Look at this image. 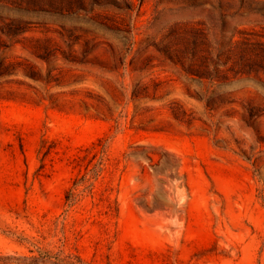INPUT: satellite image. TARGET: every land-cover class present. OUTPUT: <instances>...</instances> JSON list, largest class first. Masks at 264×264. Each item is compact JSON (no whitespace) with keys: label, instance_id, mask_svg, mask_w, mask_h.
<instances>
[{"label":"rangeland","instance_id":"1","mask_svg":"<svg viewBox=\"0 0 264 264\" xmlns=\"http://www.w3.org/2000/svg\"><path fill=\"white\" fill-rule=\"evenodd\" d=\"M262 47L264 0H0V264H264Z\"/></svg>","mask_w":264,"mask_h":264},{"label":"trees","instance_id":"2","mask_svg":"<svg viewBox=\"0 0 264 264\" xmlns=\"http://www.w3.org/2000/svg\"><path fill=\"white\" fill-rule=\"evenodd\" d=\"M208 41V37L206 34L202 35H195L192 37L190 45L194 48V54L196 55V50L199 47V42L201 41ZM262 56L264 62V47H262ZM216 63L214 71L217 72ZM264 68V67H262ZM199 77L204 78H212L214 76V72L209 73V69H205L204 71H196ZM208 72V73H207ZM207 74V75H204ZM85 154H78L76 157V161L80 162L79 166L84 167V171H81L80 176H77L74 180V186L68 189L66 193V201L67 203L74 204L78 201L79 196L81 193L79 191L92 190L94 188V179H97L99 176L102 175L104 170L106 169L107 165L110 162V157L108 154V149L106 145H102L97 147L93 144L91 147H87L85 149ZM79 184H84V189H79Z\"/></svg>","mask_w":264,"mask_h":264}]
</instances>
